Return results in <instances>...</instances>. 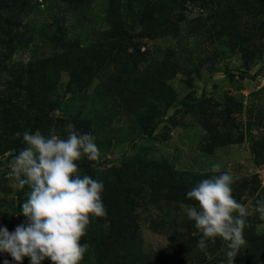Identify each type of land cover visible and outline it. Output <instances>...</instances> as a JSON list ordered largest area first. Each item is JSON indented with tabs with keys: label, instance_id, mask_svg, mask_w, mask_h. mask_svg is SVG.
Returning <instances> with one entry per match:
<instances>
[{
	"label": "rangeland",
	"instance_id": "374dc122",
	"mask_svg": "<svg viewBox=\"0 0 264 264\" xmlns=\"http://www.w3.org/2000/svg\"><path fill=\"white\" fill-rule=\"evenodd\" d=\"M69 123L96 138L77 164L107 211L81 264H226L183 208L216 163L250 213L233 264H264V0H0V228L25 220L7 177L23 133Z\"/></svg>",
	"mask_w": 264,
	"mask_h": 264
},
{
	"label": "clouds",
	"instance_id": "9594fccd",
	"mask_svg": "<svg viewBox=\"0 0 264 264\" xmlns=\"http://www.w3.org/2000/svg\"><path fill=\"white\" fill-rule=\"evenodd\" d=\"M22 139L26 147L8 162L7 177L18 190L29 189L27 199L19 205L25 220L12 232L0 228V253H7L15 264H22L25 257L29 264H41L46 259L51 264H81L89 250L81 239L90 218L107 215L103 182L82 176L77 164L82 157L99 161L96 138L69 123L66 139L52 133L45 136L40 130L25 131ZM221 167L220 163L212 165L213 175L186 192V198L194 204L183 208L194 222L193 235L200 236L197 247L204 250L209 242L214 244L220 238L227 243L226 264H233L245 243L244 229L250 213L233 197V176L221 172ZM254 211L264 217V198L255 201Z\"/></svg>",
	"mask_w": 264,
	"mask_h": 264
}]
</instances>
